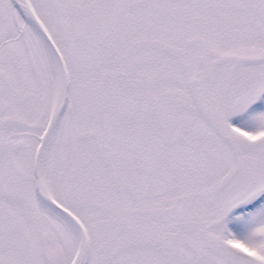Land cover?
I'll return each mask as SVG.
<instances>
[{"label":"snow or ice","instance_id":"1","mask_svg":"<svg viewBox=\"0 0 264 264\" xmlns=\"http://www.w3.org/2000/svg\"><path fill=\"white\" fill-rule=\"evenodd\" d=\"M0 264H264V0H0Z\"/></svg>","mask_w":264,"mask_h":264}]
</instances>
